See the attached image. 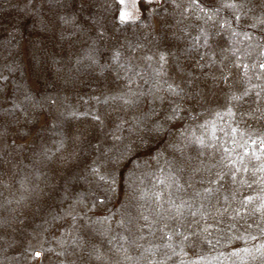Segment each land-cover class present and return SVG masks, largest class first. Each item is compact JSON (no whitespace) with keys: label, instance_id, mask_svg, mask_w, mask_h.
Wrapping results in <instances>:
<instances>
[{"label":"rangeland","instance_id":"rangeland-1","mask_svg":"<svg viewBox=\"0 0 264 264\" xmlns=\"http://www.w3.org/2000/svg\"><path fill=\"white\" fill-rule=\"evenodd\" d=\"M237 4L0 0V264H264V0Z\"/></svg>","mask_w":264,"mask_h":264},{"label":"snow or ice","instance_id":"snow-or-ice-1","mask_svg":"<svg viewBox=\"0 0 264 264\" xmlns=\"http://www.w3.org/2000/svg\"><path fill=\"white\" fill-rule=\"evenodd\" d=\"M146 2H147V3H152V0H146ZM119 3H120L122 6H125V5H127V4L130 3V4L135 8L136 4L138 3V0H119ZM191 3H192L194 6H200V0H191ZM225 6H226V7H229V8H233V9H235V8H237L239 5L237 4V0H225ZM200 10H201V11H204V8L201 6V7H200ZM217 11H219V10H217ZM119 19H120V21L123 23V22H125V21L131 19V13H129V12H127V11H125V10L122 9V11H121V13H120V17H119ZM208 19H212V16H208ZM235 19H236V20H239V19H240L239 15H237V16L235 17ZM223 26H224V24L221 23V27H223ZM233 34L235 35V33H233ZM246 38H250V37H246ZM161 59H163V56L161 57ZM244 67H245V69H246V68H247V65H244ZM260 68H261V69H264V63L260 64ZM171 91L173 92L174 95H180V93L177 92L175 89H171ZM257 95H259V94H257ZM180 110H181V109H180V106H179V105L174 106L173 108H171V110H170V114L167 115V116L165 117V119H166L167 121H175V120H179V119H181V117H180V115H179ZM163 130H164V125H163V123H161V122H157V123L154 125V127H153V131H157V132H159V131H163ZM262 145H264V141H262ZM257 159H259V157H257ZM244 171L247 172V168H245ZM258 171H260V172H264V165H262V166L258 169ZM100 179L104 180V179H106V177L101 176ZM221 179H222V177H221ZM233 180H235V174H233ZM242 183H244V182L242 181ZM247 186H248V187H251L252 185H251V184H248ZM207 191H208V192H211L212 189L209 188V189H207ZM252 199H253V197H251V196H247V197L244 198L243 203L247 204V203L250 202ZM177 211H178V214H180V213H179V209H177ZM238 214H239V213H238ZM192 215L195 216L196 213H192ZM145 219H146V218H145ZM176 232H177V234H180V233H179V228H177ZM172 238H173L172 235H170V234L167 235V239H168V240H172ZM188 238H189L188 236H185V237H184L185 240H187ZM209 243H211V241H209ZM169 246H170V245H169ZM35 255H36V257H39V256L41 255V253H40V252H36ZM193 264H197V262L194 261Z\"/></svg>","mask_w":264,"mask_h":264}]
</instances>
